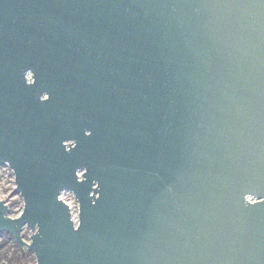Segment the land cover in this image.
<instances>
[{"label": "water", "instance_id": "1", "mask_svg": "<svg viewBox=\"0 0 264 264\" xmlns=\"http://www.w3.org/2000/svg\"><path fill=\"white\" fill-rule=\"evenodd\" d=\"M7 163L34 264H264V0H0Z\"/></svg>", "mask_w": 264, "mask_h": 264}, {"label": "rangeland", "instance_id": "2", "mask_svg": "<svg viewBox=\"0 0 264 264\" xmlns=\"http://www.w3.org/2000/svg\"><path fill=\"white\" fill-rule=\"evenodd\" d=\"M0 197L3 198L6 201L8 207H10L8 213L9 216L17 217L20 215L24 208V199L20 192L17 191L15 173L8 163L5 165L0 164ZM22 229L24 240L31 242L30 238L35 230L28 228L27 225H24ZM5 238L6 232L0 233V242L4 241ZM11 246L12 242L8 241L2 247H0L2 261H5L4 254L11 253Z\"/></svg>", "mask_w": 264, "mask_h": 264}, {"label": "trees", "instance_id": "3", "mask_svg": "<svg viewBox=\"0 0 264 264\" xmlns=\"http://www.w3.org/2000/svg\"><path fill=\"white\" fill-rule=\"evenodd\" d=\"M11 241V253L4 254L5 261H2V257L0 255V263L1 264H34L36 261V256L34 251H30L27 248H20L17 242L14 240L12 234L6 232V238L4 241L0 242V247H2L6 242Z\"/></svg>", "mask_w": 264, "mask_h": 264}, {"label": "built area", "instance_id": "4", "mask_svg": "<svg viewBox=\"0 0 264 264\" xmlns=\"http://www.w3.org/2000/svg\"><path fill=\"white\" fill-rule=\"evenodd\" d=\"M82 172H79V175H81ZM60 198L66 202L68 205H70L71 208V212H72V216L74 219V224L75 226L78 223L79 220V215H78V211H79V204H78V200L75 197V195L67 190H64L60 193Z\"/></svg>", "mask_w": 264, "mask_h": 264}]
</instances>
